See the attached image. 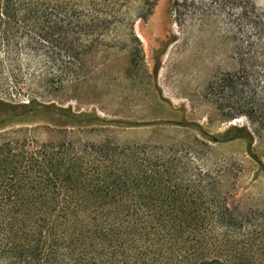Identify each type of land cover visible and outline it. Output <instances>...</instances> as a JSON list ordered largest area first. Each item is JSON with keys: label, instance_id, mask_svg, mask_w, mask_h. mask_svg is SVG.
Wrapping results in <instances>:
<instances>
[{"label": "trees", "instance_id": "16d2710c", "mask_svg": "<svg viewBox=\"0 0 264 264\" xmlns=\"http://www.w3.org/2000/svg\"><path fill=\"white\" fill-rule=\"evenodd\" d=\"M217 1L234 18L238 67L208 94L248 126L191 144L75 142L69 129L104 125L97 112L0 97V264H264V209L232 203L205 163L211 145L238 140L260 162L264 15L252 0H211L200 17ZM118 26L120 0H0V89L20 87L24 70L38 90L81 84ZM46 117L58 142L29 135Z\"/></svg>", "mask_w": 264, "mask_h": 264}, {"label": "rangeland", "instance_id": "374dc122", "mask_svg": "<svg viewBox=\"0 0 264 264\" xmlns=\"http://www.w3.org/2000/svg\"><path fill=\"white\" fill-rule=\"evenodd\" d=\"M176 1L120 0V27L111 32L108 47L92 57L81 84L57 92L38 90L30 83L32 71L24 70L22 85L0 89V97L26 101L37 96L44 104L97 112L104 125L69 129L67 136L75 142L111 138L120 144H191L203 140L202 132L210 138L234 124L248 126L245 117L226 122L208 94L216 76L238 67L234 18L219 1L206 18L200 17L204 7L198 4L211 0H187L186 5L180 0L179 7ZM252 1L264 15V0ZM9 92L14 97H7ZM47 122L46 117L31 125L29 135L58 142L62 135L46 130ZM253 150L260 162L244 141L213 144L205 163L223 176L232 203L264 209V142Z\"/></svg>", "mask_w": 264, "mask_h": 264}, {"label": "water", "instance_id": "95a60500", "mask_svg": "<svg viewBox=\"0 0 264 264\" xmlns=\"http://www.w3.org/2000/svg\"><path fill=\"white\" fill-rule=\"evenodd\" d=\"M234 125H236V124H234Z\"/></svg>", "mask_w": 264, "mask_h": 264}]
</instances>
